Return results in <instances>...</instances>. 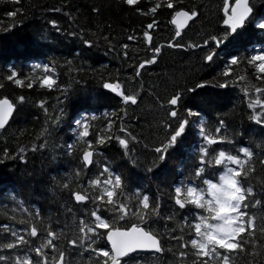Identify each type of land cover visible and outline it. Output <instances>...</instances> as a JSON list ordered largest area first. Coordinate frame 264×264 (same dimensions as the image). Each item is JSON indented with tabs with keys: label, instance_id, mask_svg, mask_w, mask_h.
Listing matches in <instances>:
<instances>
[{
	"label": "snow or ice",
	"instance_id": "6c2138e0",
	"mask_svg": "<svg viewBox=\"0 0 264 264\" xmlns=\"http://www.w3.org/2000/svg\"><path fill=\"white\" fill-rule=\"evenodd\" d=\"M11 2L16 5L21 3V0ZM120 2L142 16H153L143 30V41L153 55L134 66L136 76L141 75V70L146 65L156 63L158 54L162 53L161 45H152L151 30L158 27L154 18L158 9L166 7L171 10L170 24L175 26V30L167 43L169 48L187 52L203 50L208 46V50L201 57V65L204 67L216 63L217 48H213L212 44L222 46L226 40L230 41L239 36L241 31L247 30L246 25L253 12L250 0H222L221 19L224 28L219 30L222 35L205 34L206 38L202 43H180L177 38H183L182 29L186 31L189 22L198 18L199 9L195 5L185 8L178 7L176 0H157L143 11L140 7L142 0ZM54 11L59 12L61 9L56 8ZM92 11L95 13L99 10L93 7ZM20 12L21 9L17 7L15 11H7L6 15L15 18ZM67 15L71 19L70 14ZM48 23L59 31L55 20H49ZM254 26L257 31L264 33V17L256 21ZM15 27V24L10 25L9 31ZM103 39L108 41L109 38L105 36ZM136 39L135 36H128L129 41ZM82 44L92 47L93 41L83 39ZM261 44L258 49H247L243 55L229 52L228 59L217 74L221 79L213 78L215 86L224 89L234 85L236 80H243L242 76H236L235 80L231 78L234 75L233 66L244 63L254 70L257 80L264 81V42ZM121 47L123 55L127 57L128 45L123 44ZM65 64L72 65L73 60H67ZM71 71L79 72L83 71V68H69V72ZM3 80L16 87L28 89L37 85L48 91L59 89L65 99L69 94L68 87L58 82L55 61L51 64H33L31 71L23 77L14 66H9ZM210 83L212 82L201 79L199 83L193 81L191 86H177L166 99L168 107L165 108L163 104L160 106L165 111V118L160 120L164 135L149 150L151 159L140 161L134 158V154L129 156L130 140L135 141L137 138L123 125L124 116H127L126 107L121 109L124 116L117 117L121 121L118 132L123 135L101 136L97 133L94 143L90 139L86 140L90 136L89 120L84 116L75 119L72 128L74 139L64 146L66 153L72 156L75 147L86 144L78 157L75 188L70 183L71 175H68L63 183L53 177L61 193H67V198L60 207L64 210L65 228L69 231L59 227L53 229L51 216L44 217L39 210L33 212L22 206L21 201H17L10 219L21 227L0 225V264H77L73 259L74 253L80 256L79 264H144L148 256L159 259L166 252L176 257L173 264H189V261L191 264H209V260L212 264H232L235 252L246 251L245 246L249 244L255 249L258 244L257 216L250 214L249 208L256 209L259 206L264 209V200L256 199L254 187L244 183L254 172L251 165L254 153L245 146H240L234 154L218 147L224 143L231 145L233 140L224 132L225 120L218 119L213 131L208 121L201 116V113L218 110L219 94L204 91ZM3 86L0 84V87ZM103 88L120 97L125 106L137 104V96L126 94L118 83L105 81ZM254 93L253 98L248 88L243 89L244 103L250 113L248 118L256 125H261L264 130V88L255 87ZM17 100L23 103L25 97L19 96ZM57 100L58 103L61 102L59 98ZM15 107L8 98H0V130L6 127ZM37 107L43 109L45 115V126L37 139L43 137L44 140L33 143L31 151L47 148L49 125L56 126L62 115L61 110L53 119L45 100L37 101ZM180 107H183L186 113L183 117L178 111ZM91 119L95 120L96 117L92 116ZM113 125L114 121L109 119L104 131L110 133ZM113 140L123 150L121 158L131 166L141 168L146 174H161L166 178L171 171L174 176H180L184 169L173 167L169 170V161L177 159L183 162L187 156L189 175L178 182L162 181L165 183L163 190L160 184H157L159 195L153 197L139 185L133 186L126 181L125 177L111 166V162L101 164L96 146ZM188 149L190 151H187ZM25 152L23 146L19 147L15 154H10L5 148L3 156L5 159H19L25 162ZM260 164L264 165V160H260ZM92 166L97 169L94 178H89L86 185L80 183L81 170H88ZM210 171L213 173L211 176ZM187 180L191 182H186ZM164 207L170 211L162 216L160 210ZM17 212L20 214L19 218ZM160 219L166 222L163 233L152 226ZM167 222L174 223L175 227H168ZM59 223L57 220V225ZM259 232L264 234V226L259 227ZM259 247L264 248V244Z\"/></svg>",
	"mask_w": 264,
	"mask_h": 264
},
{
	"label": "trees",
	"instance_id": "16d2710c",
	"mask_svg": "<svg viewBox=\"0 0 264 264\" xmlns=\"http://www.w3.org/2000/svg\"><path fill=\"white\" fill-rule=\"evenodd\" d=\"M156 2L157 0H142L141 10L146 11ZM176 2L178 7L191 8L195 5L199 9L198 18L190 22L186 31H182L183 38H177L180 43L193 41L202 43L206 38L205 34L222 35L219 31L224 28L221 19L222 0H176ZM250 3L253 12L246 25L247 30L241 31L239 36L233 34L235 38L226 40L222 46L212 44L213 48H217L216 63L208 67L201 65V57L208 50V46L203 50L187 52L167 46L175 30L170 24L171 10L166 7L158 9L154 17L158 27L151 30L152 45H161L162 53L158 54L156 63L146 65L141 70V75L136 76L134 66L153 55L143 41L144 26L153 19L151 14L147 17L142 16L129 6L121 4L120 0H21V3L16 5L11 0H0V84L4 85L0 87V98L6 97L16 106L11 120L0 130V225L11 224L16 228L21 227L10 219L16 202L21 201L22 206L29 210L33 212L39 210L44 217L51 216L50 223L53 229L59 227L69 231L65 228V214L60 207L65 202L67 193H61L53 177L63 183L68 175H71L70 183L75 188L78 157L86 144L75 147L72 156L66 153L64 146L74 139L73 121L82 116L89 120L90 136L86 140L90 139L94 143L97 133L101 136L123 135L118 132L121 121L117 117L124 116L121 109L126 107L127 116H124L123 125L137 138L135 141L130 140L129 156L134 154V158L140 161L145 158L151 159L149 150L164 135L160 120L165 118V111L160 106L163 104L165 108L168 107L166 99L177 86L183 87L185 84L191 86L193 81L199 83L201 79L212 82L207 85L205 92L219 94L218 110L201 113V116L208 121L213 131L218 119L225 120L224 132L233 143L231 145L224 143L218 147L234 154L240 146H245L254 153L251 160L254 172L244 183L246 186L254 187L256 199L264 200V165L260 164V160H264V130L261 125L249 120L250 113L243 95V89L248 88L254 98V88H264V81L257 80L256 73L246 63L233 66L234 75L231 79L235 80L236 76H242L244 79L236 80L235 84L228 88L216 87L213 79L214 77L221 79L217 74L228 59L229 52L243 55L247 49H258L262 46L261 42H264V33L257 31L254 26L256 21L264 17V0H250ZM17 7L21 12L15 18H9L6 12L15 11ZM93 7L99 11L94 13ZM56 8L61 11H54ZM67 14H70L71 19ZM49 20L57 22L59 31L48 23ZM12 24L16 27L10 32L9 26ZM129 35L137 39L129 41ZM105 36L109 38L108 41L103 39ZM83 39L92 40L93 46L83 45ZM123 44L128 45L127 57L123 55L121 47ZM67 60H73V64H65ZM53 61L56 62L59 84L69 89L67 99L59 89L48 91L41 89L39 85L28 89L16 87L3 80L9 66H14L23 77L31 71L33 64H51ZM69 68H83V71L69 72ZM105 81L120 84L126 94H135L137 104L125 106L120 97L103 88ZM19 96L25 97L23 103L17 100ZM39 100L46 101V107L53 119L61 110L62 115L56 126L49 125L47 148L31 151L33 143L44 140L43 137L37 139L45 126L44 111L37 107ZM178 111L181 117L186 114L183 107L178 108ZM112 113L117 115L113 116ZM92 116L96 119L92 120ZM109 119L114 121L110 133L104 131ZM21 146L26 149L25 162L4 158L5 148L10 154H15ZM96 148L100 153L98 158L101 164L111 162V166L122 174L126 181L133 186L139 185L153 197L159 195L157 184H160L163 190L165 183L162 181L178 182L189 175L187 156L183 162L170 159L169 170L173 167L184 170L180 176H174L170 171L165 178L161 174H146L141 168L126 163L121 158L123 150L114 140ZM81 171L79 182L86 185L89 178H94L97 169L92 166ZM212 174L210 171L209 175ZM160 211L163 216L170 209L164 207ZM249 212L257 216L258 244L255 249L249 244L245 246L246 251L235 252L232 264H264V248L259 247L264 244V234L259 232V227L264 226V209L259 206L256 209L250 207ZM16 215L19 218V212ZM57 220L60 222L59 225ZM68 223L69 225L71 223L70 216ZM165 224L166 222L160 219L152 226L163 233ZM167 226L175 227V224L167 222ZM73 259L79 264L78 253H74ZM175 260L176 257L172 253L166 252L159 259L148 256L144 264H173ZM209 264H212L211 260Z\"/></svg>",
	"mask_w": 264,
	"mask_h": 264
},
{
	"label": "water",
	"instance_id": "95a60500",
	"mask_svg": "<svg viewBox=\"0 0 264 264\" xmlns=\"http://www.w3.org/2000/svg\"><path fill=\"white\" fill-rule=\"evenodd\" d=\"M234 2V1H233ZM223 13V12H222ZM250 17H251V15H250ZM249 17V18H250ZM189 24H190V22H189ZM174 28H175V26L174 25H172ZM188 27V25L186 26V28ZM182 31H183V29H182ZM106 91H108V92H111L110 90H108V89H105ZM14 110H15V108H14ZM13 114H14V111H13ZM13 114L11 115V117L9 118V121L11 120V118H12V116H13ZM8 121V122H9ZM8 124V123H7Z\"/></svg>",
	"mask_w": 264,
	"mask_h": 264
},
{
	"label": "flooded vegetation",
	"instance_id": "af4514ba",
	"mask_svg": "<svg viewBox=\"0 0 264 264\" xmlns=\"http://www.w3.org/2000/svg\"><path fill=\"white\" fill-rule=\"evenodd\" d=\"M233 1H234V0H232V1L230 0V2H233Z\"/></svg>",
	"mask_w": 264,
	"mask_h": 264
},
{
	"label": "bare ground",
	"instance_id": "6f19581e",
	"mask_svg": "<svg viewBox=\"0 0 264 264\" xmlns=\"http://www.w3.org/2000/svg\"><path fill=\"white\" fill-rule=\"evenodd\" d=\"M24 20V19H23ZM11 32V31H10ZM51 100V99H50ZM51 106V105H50Z\"/></svg>",
	"mask_w": 264,
	"mask_h": 264
},
{
	"label": "rangeland",
	"instance_id": "374dc122",
	"mask_svg": "<svg viewBox=\"0 0 264 264\" xmlns=\"http://www.w3.org/2000/svg\"><path fill=\"white\" fill-rule=\"evenodd\" d=\"M232 1V0H231Z\"/></svg>",
	"mask_w": 264,
	"mask_h": 264
}]
</instances>
